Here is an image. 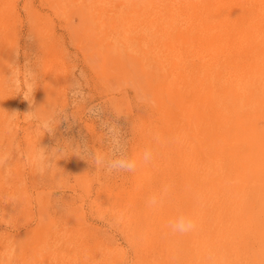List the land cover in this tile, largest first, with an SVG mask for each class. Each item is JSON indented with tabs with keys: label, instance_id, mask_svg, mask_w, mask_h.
<instances>
[{
	"label": "rangeland",
	"instance_id": "obj_1",
	"mask_svg": "<svg viewBox=\"0 0 264 264\" xmlns=\"http://www.w3.org/2000/svg\"><path fill=\"white\" fill-rule=\"evenodd\" d=\"M118 2L0 0V264H264L225 202L158 154L152 131L175 125L146 67L154 24ZM181 215L193 231H172Z\"/></svg>",
	"mask_w": 264,
	"mask_h": 264
},
{
	"label": "bare ground",
	"instance_id": "obj_2",
	"mask_svg": "<svg viewBox=\"0 0 264 264\" xmlns=\"http://www.w3.org/2000/svg\"><path fill=\"white\" fill-rule=\"evenodd\" d=\"M138 6L154 24L146 67L159 78L162 117L175 125L167 137L152 131L158 154L169 158L174 180L208 186L207 196L243 221L239 236L264 250V0H119L117 7Z\"/></svg>",
	"mask_w": 264,
	"mask_h": 264
},
{
	"label": "clouds",
	"instance_id": "obj_3",
	"mask_svg": "<svg viewBox=\"0 0 264 264\" xmlns=\"http://www.w3.org/2000/svg\"><path fill=\"white\" fill-rule=\"evenodd\" d=\"M152 158H153V153L151 150H146L143 153L142 160L144 163L151 162ZM97 162L102 163L103 161L101 158H98ZM112 166L123 168V169L131 171V170L135 169L136 162L135 161H128L126 159H121V160L115 162ZM149 203L151 205H156L158 203L157 197L153 196L150 199ZM170 227H171L172 231L183 234V233H188V232L193 231L195 229L196 225H195V222L190 217L181 215L174 222L171 223Z\"/></svg>",
	"mask_w": 264,
	"mask_h": 264
}]
</instances>
